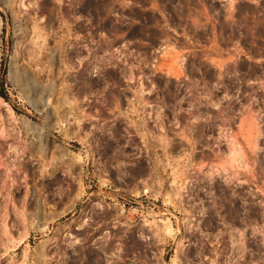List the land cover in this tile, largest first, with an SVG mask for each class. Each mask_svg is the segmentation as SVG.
Segmentation results:
<instances>
[{"label": "rangeland", "instance_id": "1", "mask_svg": "<svg viewBox=\"0 0 264 264\" xmlns=\"http://www.w3.org/2000/svg\"><path fill=\"white\" fill-rule=\"evenodd\" d=\"M0 264H264V0H0Z\"/></svg>", "mask_w": 264, "mask_h": 264}]
</instances>
